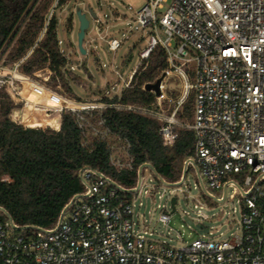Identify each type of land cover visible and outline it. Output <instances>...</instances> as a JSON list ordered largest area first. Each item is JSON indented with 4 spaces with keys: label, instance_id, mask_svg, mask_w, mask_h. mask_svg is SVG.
<instances>
[{
    "label": "built area",
    "instance_id": "built-area-1",
    "mask_svg": "<svg viewBox=\"0 0 264 264\" xmlns=\"http://www.w3.org/2000/svg\"><path fill=\"white\" fill-rule=\"evenodd\" d=\"M60 1L56 0L48 19ZM168 3L145 0L143 6H127L148 45L129 78L123 80L117 73L124 83L112 88V96L110 91L104 96L109 100L120 97L132 86L142 61L160 47L166 53L167 68L155 102L150 106L82 102L83 108H64L56 115L70 110L85 140L92 137L107 144L109 163L119 172L135 169L131 143L106 126L101 119L103 110L136 112L160 122V136L167 148L175 146L180 130L193 131L194 162L207 191L222 202L228 187L234 189L231 198L242 197L238 200L242 222L237 232L223 240H207L205 236H212L211 231L198 225L204 233L200 239L180 248L159 243L148 221L137 212L135 200L119 195L120 190L102 173L84 170L81 178L87 192L77 195L55 228L14 231L8 219L0 220V264H264V0H173L167 6ZM94 19L98 31L103 32V22L97 14ZM120 19L119 14L113 17L115 22ZM121 44V40L111 37L109 50L116 53ZM25 60L8 66L0 57V92L15 104L22 102L19 90L25 80L45 87L20 72ZM170 81L177 82L180 88L170 89ZM192 93L194 117L188 122L184 106ZM235 177L242 178V184ZM143 188L142 174L137 191L126 194H140ZM196 189L202 194L200 216L204 194L199 182ZM171 199L161 206L158 222L164 226L176 212H172ZM26 230L31 231L21 233Z\"/></svg>",
    "mask_w": 264,
    "mask_h": 264
},
{
    "label": "trees",
    "instance_id": "trees-1",
    "mask_svg": "<svg viewBox=\"0 0 264 264\" xmlns=\"http://www.w3.org/2000/svg\"><path fill=\"white\" fill-rule=\"evenodd\" d=\"M67 1L61 0L58 8ZM55 2L0 0V57L8 66L26 58L19 70L35 80L37 72L48 69L49 79L40 81L42 85L69 100L84 103L71 90L69 76L75 74L68 70V60L59 45L56 12L48 19ZM166 68V53L157 47L142 61L130 88L120 97H102L97 102L150 106L156 95L144 87L159 80ZM19 91L37 100L50 101L30 84H24ZM194 103L192 93L184 106V119L188 122L193 121ZM21 107L0 92V208L19 227L55 228L64 208L85 192L81 178L84 170L102 173L130 190L137 186L138 169L144 164H151L164 181L175 184L181 181L185 163L195 159L193 131L180 130L175 146L167 148L160 136V122L136 112L108 108L102 111L101 119L112 132L129 140L134 158V171L119 172L109 163L107 144L92 137L85 140L70 110H64L52 126L33 122L30 113ZM16 109L21 111L19 120L14 119ZM189 171L196 173L192 166ZM118 194L129 196L120 191ZM0 220L7 221L2 212Z\"/></svg>",
    "mask_w": 264,
    "mask_h": 264
},
{
    "label": "rangeland",
    "instance_id": "rangeland-1",
    "mask_svg": "<svg viewBox=\"0 0 264 264\" xmlns=\"http://www.w3.org/2000/svg\"><path fill=\"white\" fill-rule=\"evenodd\" d=\"M168 1L167 6L173 0ZM144 3L145 0H68L63 7L56 9L58 35L62 42L61 49L68 58V70L75 74L69 76L71 90L85 103L98 101L106 95L107 91H110L109 96H112V88L118 85L121 87L124 83L119 80L117 73L123 77V80H127L132 70L139 64L140 53L145 51L148 41L143 39L144 33L139 30V24L132 20L134 17L127 10V6L131 4L140 7ZM90 9L103 22V27H101L103 32L98 31L99 25L91 16ZM79 11L86 15L90 25L83 43L87 55L82 54L78 47ZM115 14H119L122 19L115 22L113 20ZM111 37L122 41L116 53L109 50L108 41ZM103 64L106 65L104 68ZM49 75L48 69L41 70L36 73V80L39 83L48 80ZM168 86L172 90L180 88L175 81H170ZM21 105L20 109L25 106V103L21 102ZM60 112L47 111L49 116L57 118L51 123L45 121L44 115H39L37 118L31 116V120L42 125L54 126L59 120L56 114ZM20 114L18 111L14 112V118L18 119ZM143 179L144 188L141 193L129 194L124 198L136 201L137 212L148 221L150 229L154 231L153 238L159 243L180 248L186 243L200 239L204 233L198 225L211 231L212 236H205L207 240L212 238L223 240L236 233L242 222L241 206L238 203L242 197L237 195L231 198L234 194L232 187H228L226 199L221 203L213 204L208 200H203V209L199 216L201 207L199 201H201L202 194L199 189H196L198 179L193 171H189L185 182L178 187L161 186V183L147 170L143 172ZM235 180L241 184L243 182L240 177H235ZM153 188H156L155 191ZM146 191L148 192L145 193ZM213 194L223 197V194L218 192ZM173 197L177 198L176 212L169 225L164 226L158 222L163 212L161 206L168 204L167 200ZM141 202L142 207H140Z\"/></svg>",
    "mask_w": 264,
    "mask_h": 264
},
{
    "label": "water",
    "instance_id": "water-1",
    "mask_svg": "<svg viewBox=\"0 0 264 264\" xmlns=\"http://www.w3.org/2000/svg\"><path fill=\"white\" fill-rule=\"evenodd\" d=\"M91 16L93 18L96 17V14L91 11ZM78 18H79V21H80V28H79V34H78V47L81 51L82 54L86 55L87 54V51L84 49L83 47V43H84V39H85V33L87 31V29L89 28V20L87 19L86 15L83 14L81 11L78 12ZM162 82V78H160L159 80H157L155 83L153 84H147L145 86V90L147 91H153L155 92V94L157 96L160 95V90H159V87H160V84ZM192 166L194 168V170L196 171L197 173V179H198V182L200 183V186H201V190H202V193L204 194V196L212 201H214L215 203H221L222 200H218L216 199L212 194H210L207 189L205 188L204 184H203V181L198 173V169L195 165V162L194 160H188L185 165H184V169H183V174H182V178H181V181L179 183H175V184H171V183H167L166 181H164L162 179V177L158 174V172L156 171V169L151 165V164H144L142 166L139 167L138 169V186L137 188L139 187V184L141 182V177H142V174H143V170L144 169H149L153 175L155 176V178L162 184L168 186V187H177V186H180L182 182L185 181V178L188 174V169L189 167ZM110 183H112V185L116 188H118L120 191L124 192V193H135L137 191V188L136 189H131V190H125L123 188H121L120 186H118L115 182L109 180ZM237 185V184H236ZM238 186V185H237ZM239 187V186H238ZM227 188V186H225V189ZM239 190L241 191V193L243 194L241 188L239 187ZM78 196H75L71 202L64 208L63 212L61 213V216L60 218H62L67 212L68 210L71 208V206L73 205L75 199L77 198ZM177 204V198L176 197H173L171 199V206H172V212L175 211L176 209V205ZM0 211L7 217V219L11 222V226H12V229L14 231H20V230H25V229H31L32 227H18L15 225L13 219L11 218V216L9 215V213L5 210V209H2L0 208ZM198 228H200V226H198Z\"/></svg>",
    "mask_w": 264,
    "mask_h": 264
},
{
    "label": "bare ground",
    "instance_id": "bare-ground-1",
    "mask_svg": "<svg viewBox=\"0 0 264 264\" xmlns=\"http://www.w3.org/2000/svg\"><path fill=\"white\" fill-rule=\"evenodd\" d=\"M24 84L33 85L34 87L38 88L40 91L44 92L50 98V101L37 100L19 91V100L25 103V106L23 107V109L27 110L30 113V117L33 116L37 118L39 115H44L45 121L47 123H51L53 120H55L56 116L55 117L49 116L47 114L48 110L61 111L64 108L77 109V108H83L85 106V104L77 103L65 97H61L53 93L52 91L48 90L47 88L31 80H25ZM16 111H20V110H16ZM57 116H60V115H57ZM19 118L18 119L14 118V119L19 120Z\"/></svg>",
    "mask_w": 264,
    "mask_h": 264
},
{
    "label": "crops",
    "instance_id": "crops-1",
    "mask_svg": "<svg viewBox=\"0 0 264 264\" xmlns=\"http://www.w3.org/2000/svg\"><path fill=\"white\" fill-rule=\"evenodd\" d=\"M18 112H20V111H18ZM20 116V115H19Z\"/></svg>",
    "mask_w": 264,
    "mask_h": 264
}]
</instances>
